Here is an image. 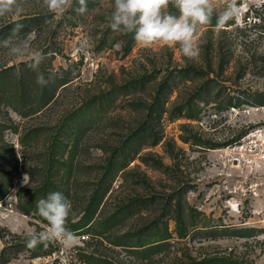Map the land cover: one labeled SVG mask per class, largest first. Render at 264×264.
<instances>
[{"label":"rangeland","instance_id":"rangeland-1","mask_svg":"<svg viewBox=\"0 0 264 264\" xmlns=\"http://www.w3.org/2000/svg\"><path fill=\"white\" fill-rule=\"evenodd\" d=\"M22 3L0 28L27 20L49 82L0 49V69L16 65L0 77V264H264V178L216 150L246 128L231 106L264 104V0L202 25L193 60L113 32L114 0L83 15ZM50 155L67 165L48 171ZM53 191L72 201L76 244L29 248Z\"/></svg>","mask_w":264,"mask_h":264},{"label":"clouds","instance_id":"clouds-1","mask_svg":"<svg viewBox=\"0 0 264 264\" xmlns=\"http://www.w3.org/2000/svg\"><path fill=\"white\" fill-rule=\"evenodd\" d=\"M75 2L79 5L75 8L77 13L83 15L88 11V0ZM43 4L51 13L63 15L73 8L74 0H43ZM22 11V0H0V18L19 15ZM240 11L238 0H225L222 6L218 0H114L107 21L113 32L133 33L134 39L144 46L158 41H163L166 46L177 45L184 57L193 60L200 52V42L196 38L200 27L211 23L214 16L217 27L226 25L238 17ZM23 28L22 23L16 22L10 34L0 39V49L7 57L23 60L27 67L37 72L36 83L46 86L49 80L38 71L45 56L33 48L30 35H21ZM120 47L119 43L114 45L116 50ZM36 208L47 224L42 225L40 231L32 229L25 233L27 246L35 248L58 242L65 249L74 247L77 235L68 227L72 201L62 192L53 191L39 199Z\"/></svg>","mask_w":264,"mask_h":264},{"label":"built area","instance_id":"built-area-1","mask_svg":"<svg viewBox=\"0 0 264 264\" xmlns=\"http://www.w3.org/2000/svg\"><path fill=\"white\" fill-rule=\"evenodd\" d=\"M230 114L243 120L246 128L238 137L216 149L218 157L227 156L231 168L244 169L251 175L259 173L264 178V104L231 106Z\"/></svg>","mask_w":264,"mask_h":264},{"label":"trees","instance_id":"trees-1","mask_svg":"<svg viewBox=\"0 0 264 264\" xmlns=\"http://www.w3.org/2000/svg\"><path fill=\"white\" fill-rule=\"evenodd\" d=\"M16 22H19V23H22V24H25L27 22L26 19H23V20H15V21H11L7 24H5L3 27L0 28V39H3V38H6L9 34H10V31H11V28L13 27V25L16 23ZM22 64H26V63H22ZM16 68V65L15 64H12V65H9V66H6L2 69H0V77L4 74H6L7 72H9L11 69H15ZM258 102L260 103H264V98H261L260 100H258ZM68 130V129H67ZM69 130L70 132L72 131V126L70 125L69 127ZM56 136V135H55ZM55 156V155H54ZM57 161V164H58V167L60 168H63L64 166H66V162L65 161H61L60 159H55L53 158V155H50L49 156V160H48V171L49 170H52V164L53 162ZM57 173V171H55ZM51 175H48L47 179H48V182H54V180L51 179ZM50 180V181H49ZM45 186V185H44ZM47 188V187H46Z\"/></svg>","mask_w":264,"mask_h":264}]
</instances>
